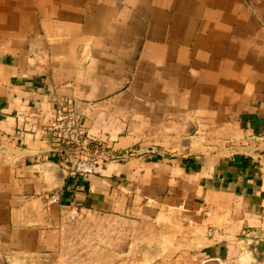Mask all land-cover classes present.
Instances as JSON below:
<instances>
[{
	"label": "crops",
	"instance_id": "crops-1",
	"mask_svg": "<svg viewBox=\"0 0 264 264\" xmlns=\"http://www.w3.org/2000/svg\"><path fill=\"white\" fill-rule=\"evenodd\" d=\"M60 104L134 157L68 177ZM67 210L121 264H264V0H0V264H56Z\"/></svg>",
	"mask_w": 264,
	"mask_h": 264
},
{
	"label": "built area",
	"instance_id": "built-area-1",
	"mask_svg": "<svg viewBox=\"0 0 264 264\" xmlns=\"http://www.w3.org/2000/svg\"><path fill=\"white\" fill-rule=\"evenodd\" d=\"M45 132L55 145L63 148L71 157L72 165L67 173L70 178L86 179L93 176L101 166L124 162L134 157V153L119 155L96 144L85 132L74 112L61 104L57 105L53 120ZM48 202L55 205L57 199L50 196ZM258 246L264 247V237L254 238L250 233H244L238 245L241 254L245 253L249 247L254 250Z\"/></svg>",
	"mask_w": 264,
	"mask_h": 264
},
{
	"label": "rangeland",
	"instance_id": "rangeland-1",
	"mask_svg": "<svg viewBox=\"0 0 264 264\" xmlns=\"http://www.w3.org/2000/svg\"><path fill=\"white\" fill-rule=\"evenodd\" d=\"M63 248L56 264H121L124 243L107 221L88 213L65 211Z\"/></svg>",
	"mask_w": 264,
	"mask_h": 264
}]
</instances>
